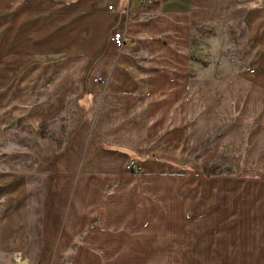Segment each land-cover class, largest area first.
<instances>
[{
	"label": "crops",
	"instance_id": "obj_1",
	"mask_svg": "<svg viewBox=\"0 0 264 264\" xmlns=\"http://www.w3.org/2000/svg\"><path fill=\"white\" fill-rule=\"evenodd\" d=\"M219 2L0 0V38L10 34L0 41V146L29 151L27 171L7 170L0 157V264H138L166 226L170 256L190 257L193 238L173 232L194 225L193 204L206 209L215 195L223 211L225 194L241 196L240 182L206 176L225 150L251 178L250 230L204 233L202 256L228 247L264 264V0H247L248 72L209 81L214 72L192 60L190 41L219 19ZM46 16L60 18L47 31L56 32L47 49L59 54L51 77L40 76L52 84L38 90L31 63L17 73L9 49L32 52ZM118 31L121 47L111 39ZM50 117L61 133L33 138ZM130 160L140 171L127 170Z\"/></svg>",
	"mask_w": 264,
	"mask_h": 264
},
{
	"label": "rangeland",
	"instance_id": "obj_2",
	"mask_svg": "<svg viewBox=\"0 0 264 264\" xmlns=\"http://www.w3.org/2000/svg\"><path fill=\"white\" fill-rule=\"evenodd\" d=\"M218 6L221 8L218 9ZM247 8V0H241V3H238L234 0L229 2H227V0H222L221 3L219 2L217 4V16L219 19L214 23H207L206 25H202L201 27L194 28L192 30L193 32L190 41V53L192 55V60H198L197 62H200L204 65V69L208 68V65H210V68L204 72H214L211 77L212 79L209 81H221L230 78L235 73L248 72V69L250 68V50L247 24L245 21ZM59 19L60 18L56 19V17H45V24L41 23V25H44L43 28L40 29L42 32L38 33V31H35L33 34L32 52L27 51L25 54L24 48H18L17 46V49L16 47L14 50L9 49V52H11L10 57L15 56V60L12 62L14 63L17 73L24 74L26 72H31L29 69L31 66L32 72L34 74V89H45L42 88L44 85H47L48 88L52 84V81H50L51 78H49L48 81H40V76L41 74H47L49 77H51V75L55 72V69L51 63L55 62L57 54L59 53H57L55 50L51 51L50 49H47V47H50L55 42L56 32L47 31L49 26L51 27L53 24H55V22L57 23V20ZM0 22L3 21L0 19ZM39 23L40 22L35 23L34 21V26ZM50 30L53 31L52 28H50ZM22 33L16 35V41H22L20 39L23 37ZM9 35L10 34H2L0 41H3L4 37H8ZM2 52H5V55H8L7 49ZM59 57H61V55H59ZM29 63H31V65L28 67ZM23 64H27L26 71ZM53 79L54 77L52 80ZM34 106H36L35 103ZM37 121L38 123L34 124L33 138L36 136L53 138L54 136L61 133V131L58 129L57 123L59 120L57 117H50L48 121L41 124V127L39 120ZM2 123H0V127H6ZM43 126H45V128ZM21 127L23 128L24 126L22 125ZM22 128L17 131L16 136L17 139L21 140V142L24 144L25 140L21 138L24 132ZM41 130L44 135L42 134ZM14 141L15 140H13V142ZM19 147L21 146H0V157L8 161H6L7 164L5 165H9L8 163H11L10 166H5L7 170H28V147L26 150H23L24 145L21 147L23 149H20ZM207 172L208 173L206 176L210 178L209 180H211L215 174H222L225 183H230V185L236 186L237 182H240L242 186L240 198H234L232 194H225L223 199V211L216 207L217 205L215 202V195H209L208 202L210 205L206 207V209H200L199 201L196 205L193 204V207L197 206V209L192 210L194 212V225L185 226L183 228L177 226V229L174 228L173 232L189 235L193 238V242L191 244L188 242L191 246V248L188 250L191 252L190 257L170 256L172 249L168 240L169 227L166 226V229L162 234V239L160 242H158L159 244L155 249V252H151L149 255H146L141 260L137 261L138 264H247V257H240L242 255H238L237 252H231L228 247H225L223 250H219L218 252H214L213 256L211 253L209 256H202L203 252L202 249H200V246L203 245L201 235L204 233L219 232L220 234H223L225 237H227V239H230L233 238L234 235H246L250 230V226L248 224V206L251 200H249L250 195L248 193V186L251 178L248 174V171L238 170L237 163L234 161L233 156L229 151L225 150L223 153L218 152L217 155L211 159ZM254 180L261 181L262 178L257 176ZM214 187L216 189V184H214ZM230 190H232V187ZM261 192L262 193L258 198V202H264V187L261 189ZM165 212L168 213L166 215H162V218L163 216L165 218L169 216L170 211L166 210ZM158 215V211L153 213L154 218H156ZM204 215L205 220H201L200 218ZM217 218H219L221 221V226H205L207 221H212L215 223ZM259 228L260 226H258L257 230H259ZM151 244L152 242H145V250H150ZM235 253H237V255H235Z\"/></svg>",
	"mask_w": 264,
	"mask_h": 264
},
{
	"label": "built area",
	"instance_id": "obj_3",
	"mask_svg": "<svg viewBox=\"0 0 264 264\" xmlns=\"http://www.w3.org/2000/svg\"><path fill=\"white\" fill-rule=\"evenodd\" d=\"M136 2H138L139 0H134ZM108 9H112V5H108ZM112 41L117 45V46H122L124 44V35L122 32H115L112 35ZM127 170L130 172H136V171H140V166H138L134 160H130L127 163L126 166Z\"/></svg>",
	"mask_w": 264,
	"mask_h": 264
}]
</instances>
